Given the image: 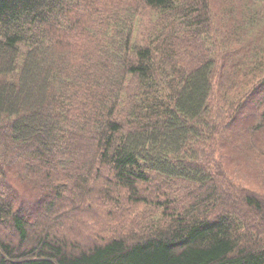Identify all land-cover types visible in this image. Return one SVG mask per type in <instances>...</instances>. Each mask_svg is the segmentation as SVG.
<instances>
[{"label":"trees","instance_id":"16d2710c","mask_svg":"<svg viewBox=\"0 0 264 264\" xmlns=\"http://www.w3.org/2000/svg\"><path fill=\"white\" fill-rule=\"evenodd\" d=\"M140 1L142 42L123 0H0V264H264V193L230 163L264 48L230 0ZM79 216L98 244L50 233Z\"/></svg>","mask_w":264,"mask_h":264},{"label":"rangeland","instance_id":"374dc122","mask_svg":"<svg viewBox=\"0 0 264 264\" xmlns=\"http://www.w3.org/2000/svg\"><path fill=\"white\" fill-rule=\"evenodd\" d=\"M115 1H118V0H115ZM209 1L211 2L212 0H209ZM123 2L128 3V4H133L135 7L136 19L140 22L139 31L137 33L136 40L138 42H142V39L144 38V35H145V28H147V26L152 24L153 22L154 11L147 8L145 4H143L140 0H123ZM229 2H231V4L225 5L226 6L225 10L232 12L233 14H237L241 21L243 18L242 26L246 27V25L248 24L251 29V34L246 37V40H247L246 44L249 47L254 46L256 47V49L264 48V0H258V1L257 0H230ZM213 5L216 10L217 9L220 10L223 3L220 0H216ZM83 6H85V4H83ZM217 16L219 15L213 16L215 21H217L216 20V18H218ZM253 16L256 17L257 19L254 20L252 23L251 18H253ZM249 21L251 23H249ZM109 38L116 39V37L114 36V33H111L109 35ZM217 40L215 41L216 48L218 46H222L221 40L219 38H217ZM228 48L229 47L225 46V49H228ZM191 54L192 56H195L198 54V52L195 53L191 51ZM247 63H248L247 58L242 54V56H240V58L236 60L234 68L241 69L244 66H246ZM263 80H264V76L263 77L257 76L256 78L253 77L250 87L253 88L254 86H256V91H255V94L251 96V99L246 104L245 115L242 116L239 121V124L241 125V127L246 126V128L249 130L248 135H247L248 139L246 138L245 140L246 143H244L248 152L246 151V154L242 156H236L234 158L232 157L231 162H230V163H233V166L235 168H238V178L245 185L251 186L253 188L255 187L262 193H264V178L262 177V179H260L258 172H264L262 171L264 169V127H263L264 126V86L262 87V85L260 84V82ZM218 92H219V86L217 87L216 96L218 94L217 97L220 98L221 92L219 93ZM259 124L262 125V128L259 130L261 131V133L258 138L256 136V133H250V131L255 126H258ZM226 130L230 132V134L232 135L230 138L231 140H232V137L235 138L240 135H243L244 133L243 131L241 132V130H239V127L237 126V124H233V123H231L229 125V128H227ZM251 140L252 141L257 140L256 145L252 150H251V144H250ZM16 163H17V160L9 162L10 166H13V167L16 166ZM35 163L37 164V162ZM101 177L105 178L106 175L102 174ZM158 183H159V180L154 179L152 184H158ZM91 185L93 188H96V189L100 187V185H98L97 187L94 184H91ZM9 193L10 192L8 191L6 192V194H4V195H7L8 199L11 198V196L8 195ZM47 200H50V199L47 198ZM93 200L95 199H90L88 202H86V204L87 203L90 204ZM61 203L63 202L56 200V204H58V206H60ZM137 206L141 207L142 204H139ZM23 207L24 209L28 211L37 210V207L35 206V202L26 203L23 205ZM126 207L130 209L133 206L128 204ZM82 209H84V207ZM100 211L102 210H99V208H96L91 213L96 212L95 215L99 217L101 214ZM88 213L89 211L85 208L83 215H86ZM75 220L80 221V216L73 220H70L67 223V226L71 228L72 230H74L75 233L81 234L82 232L83 236L81 237H83V241L81 240V237H79L77 234H73L69 230L66 231L64 228L55 227L54 231H53V228H51L50 233H52L55 236L61 237V238L63 237L65 239H69L70 241H75L81 244H85L86 247L98 244L99 241L95 237L89 235V233H87L86 231L81 230V232H79L77 230V228L75 227L77 225L75 224ZM4 233L7 234L5 231H3V234ZM104 234L107 239H110L116 236V231L114 229H105ZM85 237L86 239L84 240Z\"/></svg>","mask_w":264,"mask_h":264}]
</instances>
